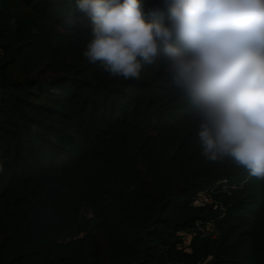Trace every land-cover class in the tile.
Segmentation results:
<instances>
[{
    "label": "trees",
    "instance_id": "1",
    "mask_svg": "<svg viewBox=\"0 0 264 264\" xmlns=\"http://www.w3.org/2000/svg\"><path fill=\"white\" fill-rule=\"evenodd\" d=\"M74 5L0 0V264H264V179L204 158L163 61L87 60Z\"/></svg>",
    "mask_w": 264,
    "mask_h": 264
},
{
    "label": "clouds",
    "instance_id": "2",
    "mask_svg": "<svg viewBox=\"0 0 264 264\" xmlns=\"http://www.w3.org/2000/svg\"><path fill=\"white\" fill-rule=\"evenodd\" d=\"M75 0L83 52L114 77L163 61L199 118L202 155L264 179V0Z\"/></svg>",
    "mask_w": 264,
    "mask_h": 264
},
{
    "label": "built area",
    "instance_id": "3",
    "mask_svg": "<svg viewBox=\"0 0 264 264\" xmlns=\"http://www.w3.org/2000/svg\"><path fill=\"white\" fill-rule=\"evenodd\" d=\"M1 53H2V50H1V48H0V55H1ZM198 197H199V199H200L202 202H205V203H209V202H211V198H210V196L206 193V191H201V192H199ZM200 230L203 231V228L200 227Z\"/></svg>",
    "mask_w": 264,
    "mask_h": 264
},
{
    "label": "rangeland",
    "instance_id": "4",
    "mask_svg": "<svg viewBox=\"0 0 264 264\" xmlns=\"http://www.w3.org/2000/svg\"><path fill=\"white\" fill-rule=\"evenodd\" d=\"M189 237V236H188Z\"/></svg>",
    "mask_w": 264,
    "mask_h": 264
}]
</instances>
